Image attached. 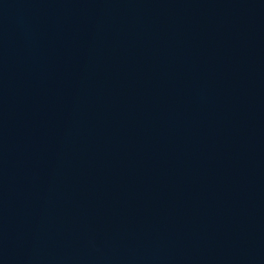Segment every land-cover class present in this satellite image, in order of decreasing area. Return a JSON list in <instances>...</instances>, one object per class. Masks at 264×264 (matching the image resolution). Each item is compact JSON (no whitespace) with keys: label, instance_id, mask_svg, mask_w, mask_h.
<instances>
[{"label":"water","instance_id":"95a60500","mask_svg":"<svg viewBox=\"0 0 264 264\" xmlns=\"http://www.w3.org/2000/svg\"><path fill=\"white\" fill-rule=\"evenodd\" d=\"M0 264H264V0H0Z\"/></svg>","mask_w":264,"mask_h":264}]
</instances>
